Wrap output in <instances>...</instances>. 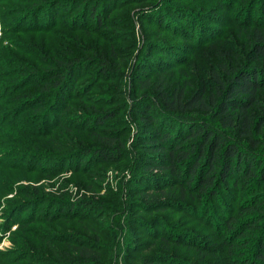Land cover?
<instances>
[{
	"label": "rangeland",
	"instance_id": "rangeland-1",
	"mask_svg": "<svg viewBox=\"0 0 264 264\" xmlns=\"http://www.w3.org/2000/svg\"><path fill=\"white\" fill-rule=\"evenodd\" d=\"M250 2L257 11L264 4L225 0V7L235 4L236 15L219 10V19L234 20V30L220 29L214 42L195 47L161 30L155 18L162 5L202 11L212 9L205 4L216 5L213 0H0V121L28 129L35 119L43 133L33 144L20 140L27 132H15V142L0 133V264H264L260 176L239 177L236 187L211 199L146 165L145 149L152 148L143 138L151 128L143 113L157 88H213L211 69L237 65V57L218 62L217 54L243 51L247 29L238 24L247 21ZM95 7L105 26L88 18ZM162 45L179 61L163 64ZM66 58L79 63L60 91L73 87L81 98L63 105V126L56 127L62 107L55 101L57 87L48 88L49 106L33 105L45 81L66 73L56 69ZM187 113L230 135L210 113ZM97 114L105 124L84 128L86 118ZM114 130L124 133L114 157L93 156L106 131ZM258 137L260 145L246 152L264 160V132Z\"/></svg>",
	"mask_w": 264,
	"mask_h": 264
},
{
	"label": "trees",
	"instance_id": "trees-1",
	"mask_svg": "<svg viewBox=\"0 0 264 264\" xmlns=\"http://www.w3.org/2000/svg\"><path fill=\"white\" fill-rule=\"evenodd\" d=\"M213 1L216 2V5L205 4L212 9L202 11L180 4L162 5L160 7L162 10L159 11V16L155 18L154 22L161 30H170L173 36L182 38L192 46H205L220 36V29L229 30L230 27H234L229 25L235 22L231 19L228 24L225 19L224 22L219 19V10H227V17L228 15L235 16L236 14L232 12L235 4L231 3L225 7V0ZM112 4L113 2L107 4L108 8H114L111 7ZM154 6L156 7L153 5L147 8ZM248 7L247 15L244 17L247 18V21L245 22L241 18V23L238 24L247 29L248 41L243 39V51L235 56L232 53H225L223 56H220V53L217 54L218 62L220 58L231 62L234 57H237V65L229 68L227 67L228 63H220L218 69H211L209 79L212 80L213 88L202 84L194 91L186 92L182 88H174L169 91L165 85H162L157 88L153 103L146 105L148 109L143 113V117L151 126L143 135L144 145L152 148L145 149L146 165L158 166L161 170L168 171L176 181L175 183L187 186L188 190L208 195L211 199L216 197L220 190L236 187L239 177L249 179L260 176V181L264 182V160L246 152V147L257 148L260 145L262 140L258 136L264 132V4H259L258 11L256 2H250ZM141 10L144 11V7ZM99 13L100 10L95 7L90 10L88 18L94 19L100 27L105 26L106 23L101 19ZM233 30L230 28L229 31ZM167 47V45H162L157 49L160 50L162 57H167L163 64L168 67L169 64L173 65L178 62L179 57H175V53L169 52ZM174 57L177 60L174 61ZM62 62V65L56 69L58 71L62 69L66 73L62 72V74L45 81L42 85L44 87H41L42 96L40 95L39 102L33 106L37 108L49 106L53 102L50 99L49 86L52 84L51 87L58 88L57 93L61 92L60 90L68 80L65 78L72 75L79 60L66 58ZM106 64L101 67L106 68ZM103 71L106 70L103 69ZM141 73L147 74V72ZM42 83L41 80L37 82L39 85ZM72 88L68 93L61 92V95L57 94L56 96L60 99L55 101L62 103L59 114L56 116V127L63 126L62 116L68 110L63 109V105L65 107L67 104L70 107L69 103L72 99L81 98V93L73 94ZM83 89L88 92L90 87L87 86ZM12 98L17 102L15 96ZM187 112L210 113V118H218V123L228 129L230 135L217 130L209 121L199 122L198 114L192 115ZM51 117L52 115H50V121ZM48 119L47 116L45 119L47 125L50 123ZM105 120L101 115H91L86 118L84 128H88L93 123L104 125ZM25 121L26 123L31 122V120ZM38 122L34 119L28 129H22V127H17L18 123L2 119L0 133L4 139L15 142L19 141L15 132H27L28 138L20 140L25 144H33L43 135ZM69 134L73 135L72 132ZM123 136L124 133L119 130L106 131L100 142L103 147L96 149L93 156H100L104 159L113 158L114 149L118 151L119 145L124 143ZM87 150L89 155L91 149ZM256 167H259V171L256 170ZM167 202V200L163 201V204ZM247 209L252 211V207ZM261 218L264 221V217ZM227 224L233 227V222L229 221ZM263 239L264 237L261 240ZM259 245V258L264 262V242Z\"/></svg>",
	"mask_w": 264,
	"mask_h": 264
}]
</instances>
